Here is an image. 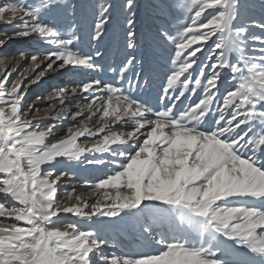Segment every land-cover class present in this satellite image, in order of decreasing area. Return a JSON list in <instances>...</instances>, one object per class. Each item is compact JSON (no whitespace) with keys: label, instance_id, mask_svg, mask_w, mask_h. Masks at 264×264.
<instances>
[{"label":"snow or ice","instance_id":"obj_1","mask_svg":"<svg viewBox=\"0 0 264 264\" xmlns=\"http://www.w3.org/2000/svg\"><path fill=\"white\" fill-rule=\"evenodd\" d=\"M0 25L42 45L0 56V264H264V0H0Z\"/></svg>","mask_w":264,"mask_h":264},{"label":"bare ground","instance_id":"obj_2","mask_svg":"<svg viewBox=\"0 0 264 264\" xmlns=\"http://www.w3.org/2000/svg\"><path fill=\"white\" fill-rule=\"evenodd\" d=\"M147 17H145L144 20H146ZM150 23V22H149ZM143 25V22L141 26ZM6 28L4 25H0V33ZM145 31L147 32L144 39L147 38L148 31H149V24L145 26ZM14 47L15 50H23L26 53H32L34 51L39 50L42 45L40 43L34 42L32 40L28 41H17L10 44V46H7L4 49H0V56H7L8 50ZM106 48H107V58L109 60H118L122 57L123 53V32L121 28V24L118 23L113 26L112 31L110 33L108 41H106ZM15 51V53L17 52ZM14 54V53H13ZM12 54V55H13ZM28 64L29 61L25 60L23 61L19 67L17 68L16 72H13L12 77L10 78V81L17 76V74L22 70L23 72H28ZM43 67V66H42ZM26 69V70H25ZM37 72L40 71V69L36 70ZM35 75V73L28 72L29 80ZM91 75V74H89ZM76 77L79 81L83 77L78 72H64V73H56L52 75H48L45 78H43L38 84H33L28 89V96L25 98L27 103L35 102L36 106L38 108H41V115H43V109L47 107L48 102L44 100L35 101V97L37 96H46L51 92V90L58 86H65L70 84L71 80L70 78ZM20 79V78H19ZM29 80H24L23 83L27 85L29 83ZM62 80V81H61ZM74 100H78L79 97L73 98ZM65 128L61 127V129L58 131L57 136L61 133H64ZM59 137V136H58ZM61 169L68 170L71 174V170L73 169L72 165L69 164H62L59 166ZM76 175H70V178H65V182L62 183L61 187L65 189V187L72 188L74 184H77L78 178H86L91 180L93 177L101 175L102 173L96 170H92L90 168H85L84 166H79L75 168ZM78 188L81 187V185H77ZM70 218L72 216L69 215ZM69 217L66 218L65 223L68 221L70 222ZM126 242V241H125Z\"/></svg>","mask_w":264,"mask_h":264},{"label":"rangeland","instance_id":"obj_3","mask_svg":"<svg viewBox=\"0 0 264 264\" xmlns=\"http://www.w3.org/2000/svg\"><path fill=\"white\" fill-rule=\"evenodd\" d=\"M141 2L142 3H144V0H141ZM147 24H149V21H148V19H146V20H143V25L141 26L140 25V33H141V38L142 39H144L145 38V36H146V34H147V32L145 31V26L147 25ZM15 51H17V50H15L14 49V47H11L9 50H8V54H7V56H11L13 53H15ZM23 70V69H22ZM20 71V72H23V71ZM26 70V69H25ZM19 72V73H20ZM19 73L17 74V76H15L12 80H16V79H21V77L19 76ZM70 80H71V82H70V84H68V85H72L73 83H75V82H77V78L76 77H73V78H70ZM62 81V80H61ZM63 134L64 133H61L60 135H58V136H63ZM65 182V181H64ZM65 189H68V190H71V188H69V187H65ZM65 189H63L62 187H61V189H60V192L61 193H63V191L65 190ZM67 217H69V216H67ZM67 217H65V221H66V218ZM68 219H70V222L72 221V220H74L75 218L74 217H72V218H68ZM69 222V221H68ZM125 243H127V242H125Z\"/></svg>","mask_w":264,"mask_h":264}]
</instances>
